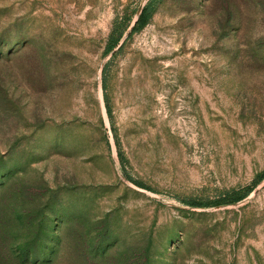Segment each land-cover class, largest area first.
Segmentation results:
<instances>
[{
    "label": "rangeland",
    "instance_id": "1",
    "mask_svg": "<svg viewBox=\"0 0 264 264\" xmlns=\"http://www.w3.org/2000/svg\"><path fill=\"white\" fill-rule=\"evenodd\" d=\"M148 1L0 0V264H264V180L189 203L264 172V0H156L106 54Z\"/></svg>",
    "mask_w": 264,
    "mask_h": 264
},
{
    "label": "trees",
    "instance_id": "2",
    "mask_svg": "<svg viewBox=\"0 0 264 264\" xmlns=\"http://www.w3.org/2000/svg\"><path fill=\"white\" fill-rule=\"evenodd\" d=\"M155 2L156 0H149L147 4L142 8V10L138 13L137 16V22L136 24L132 27L129 37H131L135 32L142 30L151 20L154 11H155ZM133 22V18H117L115 19L113 23V28L111 31V34L108 39V43L106 46V54L113 53V51L119 47L125 33L127 30L130 28L131 24ZM122 46H120L121 48ZM106 79V78H105ZM105 85H106V80H105ZM264 180V172L262 175H260L255 182V184L246 189V190H237L232 193H228L226 196H223L217 200L211 201V202H197V201H191L189 202L191 205L196 206V207H208L212 205H224V204H231V203H238L244 199H246L255 189V186L259 183H261ZM139 186H143V184L139 182H135Z\"/></svg>",
    "mask_w": 264,
    "mask_h": 264
},
{
    "label": "water",
    "instance_id": "3",
    "mask_svg": "<svg viewBox=\"0 0 264 264\" xmlns=\"http://www.w3.org/2000/svg\"><path fill=\"white\" fill-rule=\"evenodd\" d=\"M144 7V6H143ZM142 7V8H143ZM142 10V9H141ZM136 22H137V18L133 21V23H132V25H131V28L136 24Z\"/></svg>",
    "mask_w": 264,
    "mask_h": 264
}]
</instances>
